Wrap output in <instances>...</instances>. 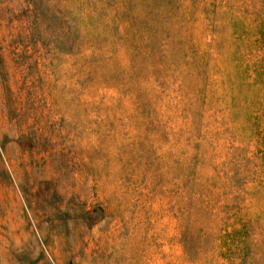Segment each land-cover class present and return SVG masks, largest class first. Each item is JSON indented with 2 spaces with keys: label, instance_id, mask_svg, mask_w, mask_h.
<instances>
[{
  "label": "rangeland",
  "instance_id": "obj_1",
  "mask_svg": "<svg viewBox=\"0 0 264 264\" xmlns=\"http://www.w3.org/2000/svg\"><path fill=\"white\" fill-rule=\"evenodd\" d=\"M0 264H264V0H0Z\"/></svg>",
  "mask_w": 264,
  "mask_h": 264
}]
</instances>
